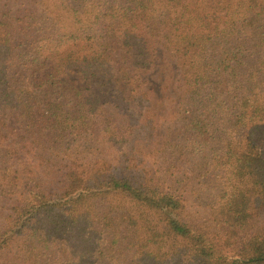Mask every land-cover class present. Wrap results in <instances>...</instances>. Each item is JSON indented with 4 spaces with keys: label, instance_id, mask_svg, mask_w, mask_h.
I'll return each instance as SVG.
<instances>
[{
    "label": "trees",
    "instance_id": "1",
    "mask_svg": "<svg viewBox=\"0 0 264 264\" xmlns=\"http://www.w3.org/2000/svg\"><path fill=\"white\" fill-rule=\"evenodd\" d=\"M0 264H264V0H0Z\"/></svg>",
    "mask_w": 264,
    "mask_h": 264
},
{
    "label": "rangeland",
    "instance_id": "2",
    "mask_svg": "<svg viewBox=\"0 0 264 264\" xmlns=\"http://www.w3.org/2000/svg\"><path fill=\"white\" fill-rule=\"evenodd\" d=\"M170 79V81L177 79V75L175 73V71H171V69H169L167 71V75L165 76V80ZM206 181H205V185L203 190L199 193V199H190V201L187 203L186 205V209H187V219L190 220L191 224H196L197 221L201 222L202 224H204L207 219H208V215H205L203 217V219L198 218L197 216H194L193 213L195 214H199L201 212L202 216L205 213V206L206 204L211 201L213 194H211L209 191L205 192L204 190L206 189Z\"/></svg>",
    "mask_w": 264,
    "mask_h": 264
}]
</instances>
